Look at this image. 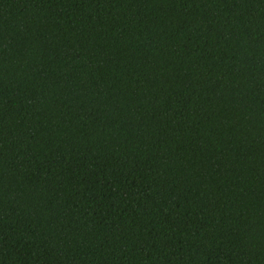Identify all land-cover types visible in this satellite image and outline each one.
I'll use <instances>...</instances> for the list:
<instances>
[{
  "label": "trees",
  "instance_id": "1",
  "mask_svg": "<svg viewBox=\"0 0 264 264\" xmlns=\"http://www.w3.org/2000/svg\"><path fill=\"white\" fill-rule=\"evenodd\" d=\"M0 264H264V0H0Z\"/></svg>",
  "mask_w": 264,
  "mask_h": 264
}]
</instances>
